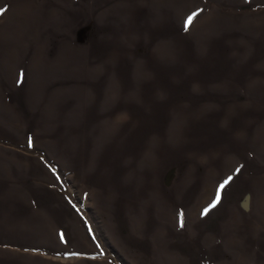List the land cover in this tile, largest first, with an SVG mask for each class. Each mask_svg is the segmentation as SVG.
Masks as SVG:
<instances>
[{
	"label": "rangeland",
	"instance_id": "374dc122",
	"mask_svg": "<svg viewBox=\"0 0 264 264\" xmlns=\"http://www.w3.org/2000/svg\"><path fill=\"white\" fill-rule=\"evenodd\" d=\"M0 9V264H264V0Z\"/></svg>",
	"mask_w": 264,
	"mask_h": 264
},
{
	"label": "snow or ice",
	"instance_id": "6c2138e0",
	"mask_svg": "<svg viewBox=\"0 0 264 264\" xmlns=\"http://www.w3.org/2000/svg\"><path fill=\"white\" fill-rule=\"evenodd\" d=\"M4 13V10L0 9V15H3ZM199 13L198 12H193L191 15H189L185 21V24H184V28H185V31L188 30V28L190 27V25L192 24L194 18L198 15ZM23 79H24V73L23 71H21L20 73V78L18 80V83H22L23 82ZM32 146V141H31V138L29 139V147ZM240 171V168H237L236 169V172L239 173ZM232 180V177L229 176L223 183H221L216 191V195H215V199L211 202V204L206 207L203 212H202V215H207L208 212L212 209V208H215L217 206V204L220 203V200H221V194L222 192L224 191V189L226 188V186L231 182ZM179 221H180V226L183 227V224H184V221H183V212H180L179 213ZM60 238L61 240L63 241L64 240V234L61 233L60 235Z\"/></svg>",
	"mask_w": 264,
	"mask_h": 264
}]
</instances>
